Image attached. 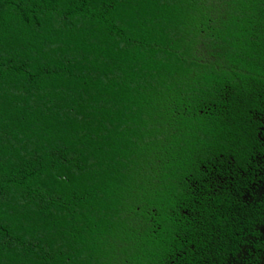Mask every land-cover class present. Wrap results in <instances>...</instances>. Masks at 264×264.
<instances>
[{"label": "trees", "instance_id": "16d2710c", "mask_svg": "<svg viewBox=\"0 0 264 264\" xmlns=\"http://www.w3.org/2000/svg\"><path fill=\"white\" fill-rule=\"evenodd\" d=\"M263 102L264 0H0V264L255 259Z\"/></svg>", "mask_w": 264, "mask_h": 264}, {"label": "flooded vegetation", "instance_id": "af4514ba", "mask_svg": "<svg viewBox=\"0 0 264 264\" xmlns=\"http://www.w3.org/2000/svg\"><path fill=\"white\" fill-rule=\"evenodd\" d=\"M254 113L256 114L254 118H256L259 123L256 127L255 135L257 144L252 149L249 161L243 169V173L240 174L241 177L238 176L241 169L235 166L231 160H228L230 167H227V174H217L216 176L220 178V180H218L219 184L226 182L227 186L225 185L224 187H228L230 191L232 190L235 193L238 197L236 199L237 201L244 204V206L250 205L258 209L260 207V204H258L259 201L264 203V102L262 103V109ZM226 178L228 180H226ZM214 183H216V181H214ZM219 184H215L214 188H216V186L219 187ZM236 187H238L237 190ZM258 234H261L260 231ZM230 255H228L227 258L228 262L229 257H231Z\"/></svg>", "mask_w": 264, "mask_h": 264}, {"label": "rangeland", "instance_id": "374dc122", "mask_svg": "<svg viewBox=\"0 0 264 264\" xmlns=\"http://www.w3.org/2000/svg\"><path fill=\"white\" fill-rule=\"evenodd\" d=\"M196 48H197L196 53L202 55L203 59L211 57L208 48L205 47L203 44L201 43L196 44ZM255 228H257V230H259L261 234H264L263 222L255 223ZM263 236L264 235L258 236V239H261ZM243 239L246 241L247 240L250 241V240H254V237L244 236ZM250 242H246V244H244L239 251L230 255L231 257H229L228 260L231 264H264V247L262 248V250L257 252L255 259H252L253 258L252 253H249V250L250 251L253 250Z\"/></svg>", "mask_w": 264, "mask_h": 264}]
</instances>
